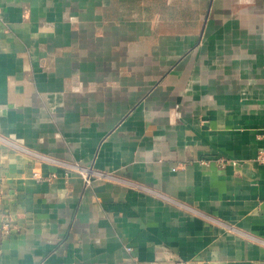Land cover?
Here are the masks:
<instances>
[{
	"label": "crops",
	"instance_id": "1",
	"mask_svg": "<svg viewBox=\"0 0 264 264\" xmlns=\"http://www.w3.org/2000/svg\"><path fill=\"white\" fill-rule=\"evenodd\" d=\"M263 149L264 0H0V264H264Z\"/></svg>",
	"mask_w": 264,
	"mask_h": 264
},
{
	"label": "built area",
	"instance_id": "2",
	"mask_svg": "<svg viewBox=\"0 0 264 264\" xmlns=\"http://www.w3.org/2000/svg\"><path fill=\"white\" fill-rule=\"evenodd\" d=\"M256 159L260 164L264 165V149L258 152ZM92 173L93 172L91 169L81 170V174H82V177L84 179V183L86 186H91L95 180V176ZM4 227L9 228V225L5 223ZM127 249L131 250V247H127Z\"/></svg>",
	"mask_w": 264,
	"mask_h": 264
},
{
	"label": "water",
	"instance_id": "3",
	"mask_svg": "<svg viewBox=\"0 0 264 264\" xmlns=\"http://www.w3.org/2000/svg\"><path fill=\"white\" fill-rule=\"evenodd\" d=\"M99 190H101V191L104 190V187L99 188ZM102 195H103V194H102Z\"/></svg>",
	"mask_w": 264,
	"mask_h": 264
}]
</instances>
